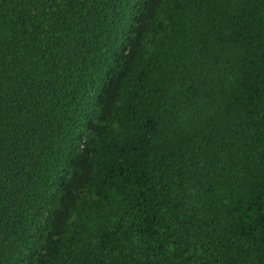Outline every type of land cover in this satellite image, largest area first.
<instances>
[{
	"label": "trees",
	"instance_id": "obj_1",
	"mask_svg": "<svg viewBox=\"0 0 264 264\" xmlns=\"http://www.w3.org/2000/svg\"><path fill=\"white\" fill-rule=\"evenodd\" d=\"M0 264H264V0H0Z\"/></svg>",
	"mask_w": 264,
	"mask_h": 264
}]
</instances>
